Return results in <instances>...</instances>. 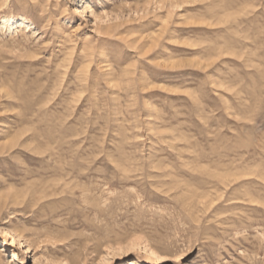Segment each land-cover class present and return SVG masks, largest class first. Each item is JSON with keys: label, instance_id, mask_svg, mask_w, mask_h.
<instances>
[{"label": "rangeland", "instance_id": "obj_1", "mask_svg": "<svg viewBox=\"0 0 264 264\" xmlns=\"http://www.w3.org/2000/svg\"><path fill=\"white\" fill-rule=\"evenodd\" d=\"M0 207V264H264V0H0Z\"/></svg>", "mask_w": 264, "mask_h": 264}, {"label": "bare ground", "instance_id": "obj_2", "mask_svg": "<svg viewBox=\"0 0 264 264\" xmlns=\"http://www.w3.org/2000/svg\"><path fill=\"white\" fill-rule=\"evenodd\" d=\"M21 23L24 24L23 21ZM0 212H1V207H0ZM3 234L9 241H11L12 245H20L22 247L21 250H22L23 255L24 254L26 255V254L30 253L29 252V247H28L29 245H27V247H23L22 242H21L23 238H22V236L20 234H18L17 232H15V231H13L11 229H3ZM145 251H147L152 256L158 257L163 262H169L170 264H177L179 262L176 258L170 257L167 254L159 252V251L154 250V249L145 248ZM0 260H1V256H0Z\"/></svg>", "mask_w": 264, "mask_h": 264}]
</instances>
